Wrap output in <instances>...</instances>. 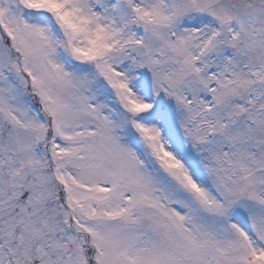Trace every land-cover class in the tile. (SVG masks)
Segmentation results:
<instances>
[{
	"label": "snow or ice",
	"instance_id": "6c2138e0",
	"mask_svg": "<svg viewBox=\"0 0 264 264\" xmlns=\"http://www.w3.org/2000/svg\"><path fill=\"white\" fill-rule=\"evenodd\" d=\"M0 264H264V0H0Z\"/></svg>",
	"mask_w": 264,
	"mask_h": 264
}]
</instances>
